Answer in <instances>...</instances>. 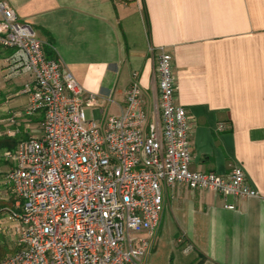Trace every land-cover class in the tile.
<instances>
[{"label":"crops","instance_id":"crops-1","mask_svg":"<svg viewBox=\"0 0 264 264\" xmlns=\"http://www.w3.org/2000/svg\"><path fill=\"white\" fill-rule=\"evenodd\" d=\"M0 2L33 28L47 57L63 60L96 96L90 120L122 113L133 73L149 119L156 118V53L165 47L173 56L177 103L192 120L191 170L225 175L239 164L260 196L165 187L144 262L264 264V0ZM10 54L0 47V137L19 143L41 133L45 116L25 114L30 97L22 89L32 78L9 75Z\"/></svg>","mask_w":264,"mask_h":264},{"label":"built area","instance_id":"built-area-1","mask_svg":"<svg viewBox=\"0 0 264 264\" xmlns=\"http://www.w3.org/2000/svg\"><path fill=\"white\" fill-rule=\"evenodd\" d=\"M0 47L11 50L10 76H29L25 114L44 112L42 133L2 155L15 198L7 218L17 226L16 251L0 264H146L164 210V188L258 198L241 165L229 174L191 170V117L177 103L173 56L156 53L159 93L149 119L138 74L120 115L90 120L97 104L61 59L47 58L33 28L0 2ZM152 52L153 49H152Z\"/></svg>","mask_w":264,"mask_h":264},{"label":"rangeland","instance_id":"rangeland-1","mask_svg":"<svg viewBox=\"0 0 264 264\" xmlns=\"http://www.w3.org/2000/svg\"><path fill=\"white\" fill-rule=\"evenodd\" d=\"M86 114L88 118L92 117V112L89 109L86 110ZM41 133L38 130V132H36L33 136H40ZM1 158L4 161H1V167H0L1 168L0 170V205L8 204L7 206L12 208L11 203L14 200L13 195L9 191V188H8L9 186L5 183V176L12 165V161L10 159H5L4 157H2V155L0 156V160ZM5 162L9 163L10 165L7 167ZM0 237H1L0 246L6 247L8 249V251H5V253L2 254V257H0V261H1L2 259H5L8 256L15 253L16 242H17V226L7 218V214L5 213L4 210H3V215L0 218Z\"/></svg>","mask_w":264,"mask_h":264},{"label":"trees","instance_id":"trees-1","mask_svg":"<svg viewBox=\"0 0 264 264\" xmlns=\"http://www.w3.org/2000/svg\"><path fill=\"white\" fill-rule=\"evenodd\" d=\"M47 58H50L51 59L53 57H51L50 55H48ZM17 145H18V142H17L16 139H12V138H9V137H0V152L1 151H4V150L13 151V150L16 149ZM13 199L14 200L11 203L12 204V207H14V204H15V198H14V196H13ZM5 204H7V203H5ZM7 205H4V204H1L0 205V218L3 215V210L6 213V209L7 208H11V207H9ZM0 240H1V237H0ZM5 251H8V249L6 247L0 246V257H2V254H4Z\"/></svg>","mask_w":264,"mask_h":264}]
</instances>
